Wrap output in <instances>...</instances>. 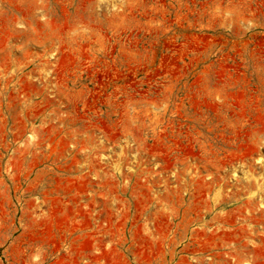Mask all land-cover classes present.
I'll return each mask as SVG.
<instances>
[{"label":"rangeland","instance_id":"1","mask_svg":"<svg viewBox=\"0 0 264 264\" xmlns=\"http://www.w3.org/2000/svg\"><path fill=\"white\" fill-rule=\"evenodd\" d=\"M82 248L264 264V0H0V264Z\"/></svg>","mask_w":264,"mask_h":264},{"label":"crops","instance_id":"2","mask_svg":"<svg viewBox=\"0 0 264 264\" xmlns=\"http://www.w3.org/2000/svg\"><path fill=\"white\" fill-rule=\"evenodd\" d=\"M80 252L87 255V256L83 255V257H87L86 259H88V263L85 262L86 264H94L95 262H94V259H92V258L95 257L96 256L95 253L96 252L98 253L99 251L97 249H92V248L91 249L82 248V249H80ZM83 261H85V260H83ZM80 264H84V263L81 262Z\"/></svg>","mask_w":264,"mask_h":264}]
</instances>
